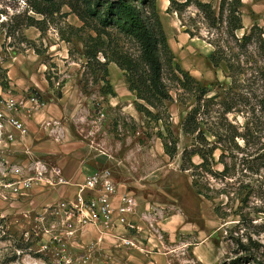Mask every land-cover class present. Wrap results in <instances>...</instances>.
I'll list each match as a JSON object with an SVG mask.
<instances>
[{"label":"rangeland","instance_id":"1","mask_svg":"<svg viewBox=\"0 0 264 264\" xmlns=\"http://www.w3.org/2000/svg\"><path fill=\"white\" fill-rule=\"evenodd\" d=\"M167 1L166 18L174 28L167 41L173 62L205 87L204 97L214 96L199 111L205 143L181 130L182 119L196 104L194 84L180 87L164 69L170 95L166 114L178 140L173 158L164 153L157 137L158 131L165 134L162 123L136 112L122 71L112 68L103 76L96 63L103 56L97 53L95 60L85 54L86 46L94 45L89 37L95 32L78 18L82 0H0V180L12 178L19 164L13 143L25 135L10 141V127L4 123L10 116L23 121L20 101L44 102L49 94L42 96L36 88L43 80L49 79L54 96L61 95L64 82L73 80L84 95L69 115L83 175L97 172L109 180L107 171L116 182L133 183L130 213H138L143 222L130 220V213L128 220L137 230L144 226L153 233L148 251L155 257L150 259L153 264H264V92L255 70L264 67V59L255 43L245 51L235 40L253 25L262 29L264 38V0H201L209 3V13L193 2ZM229 6L236 7L234 15L242 25L232 33L226 24ZM107 31L123 50L135 53L133 43ZM215 50L238 64L242 73L228 74L225 61L214 67L210 55ZM101 79L108 81L114 96L101 93ZM194 147L211 153L205 167L181 170V151ZM74 156L68 157L69 167L76 165ZM191 161L198 164L201 158L195 154ZM23 173L18 170L17 176ZM28 191L11 195L0 189V264H119L120 255L130 264L138 258L128 238H122L127 250L120 254L119 247L108 245L105 229L72 205L75 196L65 206L38 210L24 202ZM89 196L85 190L84 198ZM60 207L62 212L57 211ZM180 214L185 222L181 225ZM136 229L127 233L133 235Z\"/></svg>","mask_w":264,"mask_h":264},{"label":"trees","instance_id":"2","mask_svg":"<svg viewBox=\"0 0 264 264\" xmlns=\"http://www.w3.org/2000/svg\"><path fill=\"white\" fill-rule=\"evenodd\" d=\"M51 3L53 0H37ZM84 2L83 11L78 12V18L83 24H89L95 32L94 37L89 40L94 41L91 49L86 46L85 54L88 58L97 59L100 53L104 61L96 63L103 76L108 75V63H114L122 71L125 83L130 92L135 96V109L143 114L148 121L161 122L165 134L160 131L157 137L161 139L164 153L173 158L177 154V142L170 130L169 115L166 114L165 102L170 99L169 91L163 81L164 69L170 74L172 80L180 87H187L189 82L194 84L196 92V104L187 112L181 121L182 133L198 143H205L203 131L200 128L199 111L214 96L204 97L206 89L198 81L193 79L186 71L173 62V54L167 43L166 34L161 21L156 12L155 0H82ZM173 2V0H170ZM193 2L202 12L209 13V3L201 0H184L181 4L187 5ZM39 10V9H37ZM42 12V11H38ZM236 7L229 6L226 24L229 32H234L242 28L239 17L234 15ZM114 30L117 35L128 40L135 45V53L123 50L119 42L112 39L107 30ZM262 29L253 25L248 33H243L240 38H236L238 47L246 51V46L255 43L258 53L264 59V38ZM105 36L106 41L101 37ZM225 61L228 74L233 71L242 73L240 66L231 64L223 53L215 50L210 55V62L217 67ZM256 74L261 81V89L264 92V67H256ZM48 79V78H47ZM105 86L101 87L102 94L115 93L106 79H101ZM51 86V82L49 81ZM60 96V92L58 94ZM264 106V95L260 101ZM155 110V111H153ZM198 155L201 162L193 164L191 157ZM211 153L204 152L198 147L183 148L180 155L181 170L199 169L205 167V162ZM193 175V173H192ZM195 186V183H192ZM197 193L201 191L197 189Z\"/></svg>","mask_w":264,"mask_h":264},{"label":"crops","instance_id":"3","mask_svg":"<svg viewBox=\"0 0 264 264\" xmlns=\"http://www.w3.org/2000/svg\"><path fill=\"white\" fill-rule=\"evenodd\" d=\"M167 6V0L155 1L156 12L162 23L167 41L169 42V37L174 32V28L166 18ZM207 54H209V51H207ZM61 57L65 58L67 55H61ZM112 68L115 71L118 69L114 63H110V65H108V72H111ZM73 82V80L64 82L61 88V95L58 97L54 96L48 82L43 80L36 88L42 96L44 94H49L44 102L39 104L29 99L25 100L24 98L20 101L21 104L25 106L20 110V115H22L21 117L23 119V121H21L27 130L24 134L25 136L23 135V139L16 140V142L13 143L16 146L14 149L18 153L14 161L19 163L16 167L25 172L22 176L34 174L36 166L42 167V178L32 182L24 199V202L27 203L30 208H37L39 210L43 209L45 205H56L57 203L71 200V198L75 196L79 185H81L89 175L93 174L86 173L83 175L85 169L79 164L81 160L79 158L80 152L77 145L73 143L75 139V126L73 127L69 115L72 113L74 107L80 104L81 97L84 96L80 92L77 84ZM27 106L31 107L30 110L26 109ZM17 118L19 119V117ZM18 137L20 136L16 133V139ZM69 155H75L73 159L76 161V165L72 167L67 165ZM27 171L29 172L26 173ZM94 173L97 174V172ZM104 176L108 177L109 180L114 183L115 180L109 172L106 171ZM116 183H114L116 188L114 202H117V198L120 194L124 192L130 194L132 192V190H130V185L133 184L122 180ZM131 194L133 195V192ZM174 200H176L175 197ZM178 216H180V225L185 223L183 215L180 214ZM129 218L137 223L143 222L138 213H130ZM165 229L167 230L166 227ZM180 230L181 232H185L184 229L180 228ZM127 232L128 230H125L123 227H117L113 231L105 233V238L107 242H109L108 245L111 247L113 245L116 248L119 247L118 250L120 254L121 251L127 250L122 244V238H128L138 250L134 248L136 254L138 253L136 255L138 258H135V261L130 262V264H153L150 259L155 257L148 253L155 241L153 233L148 228H144V226L143 229L136 230L135 233L132 232L133 235H129ZM172 233L174 234V232ZM128 252L132 251L129 250ZM157 258L164 259L162 255H158ZM118 260L119 264H125L123 256L120 255Z\"/></svg>","mask_w":264,"mask_h":264},{"label":"built area","instance_id":"4","mask_svg":"<svg viewBox=\"0 0 264 264\" xmlns=\"http://www.w3.org/2000/svg\"><path fill=\"white\" fill-rule=\"evenodd\" d=\"M4 125L10 127L7 135L10 141L16 138V133L19 136H23L26 132L22 121L14 116H10ZM1 126L3 124H0ZM18 170L20 169L16 167V173L12 174L13 177L7 179V181L0 180V189L5 194L19 195L25 193L30 189L33 181L42 178V167L36 166L34 174L30 176H21L22 174H20L19 177L17 176ZM85 190L89 191L90 196L88 199L84 198ZM115 196L116 188L114 183L108 179H102L98 174L93 173L79 185L75 194L76 202L72 203V205L78 208L86 220L103 227L106 233L113 231L117 227H123L128 231L136 229L134 223L128 220L131 208L135 204L132 196L128 192H124L118 196L117 202H114ZM59 205L65 206V202H61ZM62 208L64 207H60L57 211L62 212ZM127 242L129 240L124 241V243Z\"/></svg>","mask_w":264,"mask_h":264}]
</instances>
